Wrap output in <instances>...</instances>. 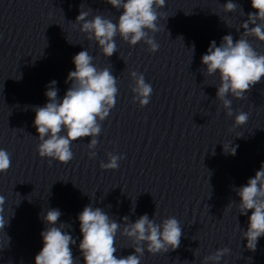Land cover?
<instances>
[{
    "label": "clouds",
    "instance_id": "clouds-1",
    "mask_svg": "<svg viewBox=\"0 0 264 264\" xmlns=\"http://www.w3.org/2000/svg\"><path fill=\"white\" fill-rule=\"evenodd\" d=\"M106 2L117 11L122 9L116 22L101 14L88 19L93 10L90 8L88 11L82 10V4L80 13L73 22L74 26L80 25L79 30L85 34L88 41H95L104 57L108 58L117 53L115 42L117 36L129 46L143 42L149 52L155 53L159 50L155 34L163 30L158 21L168 18L159 12L165 7L166 0H106ZM250 2L255 11L249 12L247 20L240 25L244 31L239 38L234 41L231 34L225 35L219 46L213 40L206 54L201 57V64L204 66L201 68L202 74L209 77L218 74L216 100L220 101L228 117L234 115L232 99L228 97L244 99L256 84L264 80V53L258 52L249 40L251 37L264 42V0ZM238 7L241 15H245L242 6L233 0H227L222 10L225 13H233ZM239 31L240 29H237V32ZM190 51L193 55L194 45ZM72 61L75 70L68 73L65 83L70 82V86L63 98L58 96L57 81L53 80L46 86L45 96L48 102L44 106L33 107L35 112L33 126L39 140L37 152L41 158H48L49 166L53 160L61 164L70 162L74 157L73 142L84 138H90L86 147L89 150V158H95L102 122L109 117L119 94L118 78L107 67L98 69L93 63L94 57L88 50L74 55ZM130 77L133 102L145 107L150 102L153 88L146 82L142 73L131 71ZM248 120L249 113L238 111L234 115L232 128L242 127ZM222 144L226 155H236L238 145H233L232 141ZM124 158L123 154L109 152L107 162L101 161L100 168L117 170L119 162ZM11 164V153L0 148V174L6 173ZM234 191L240 198L239 203L236 204L235 201L229 203L224 213L231 209L233 204L240 215L247 216L251 210L247 230H242L241 239L247 241L246 248L249 251L255 252L259 238L264 236V163H261L255 176L249 178L246 185L234 188ZM5 204L6 197L0 194V232L3 233L14 215L11 208H5ZM61 215L59 209L48 208L46 214L42 216L46 227L40 233L43 247L34 258L35 264H79L80 258L73 256L70 247L76 244V240L65 230L71 226L59 222ZM155 217L156 213L151 219L147 214H143L135 222H131L128 216H124L122 222L118 223L104 209L93 207L92 203H89L78 214L82 235L79 251L84 264H141V257L145 251L157 255L176 250L183 235L180 222L174 216H169L157 223ZM118 233L133 242L135 247L132 254L117 257ZM227 255H230V249L225 246L203 257L201 264H220L222 258Z\"/></svg>",
    "mask_w": 264,
    "mask_h": 264
}]
</instances>
